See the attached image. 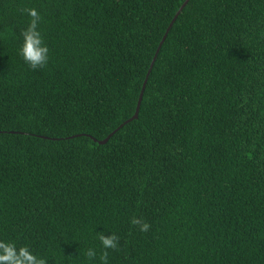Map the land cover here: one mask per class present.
Masks as SVG:
<instances>
[{
  "label": "trees",
  "instance_id": "obj_1",
  "mask_svg": "<svg viewBox=\"0 0 264 264\" xmlns=\"http://www.w3.org/2000/svg\"><path fill=\"white\" fill-rule=\"evenodd\" d=\"M184 2L0 0V240L47 264H100L98 233L109 264H264V0H189L130 120Z\"/></svg>",
  "mask_w": 264,
  "mask_h": 264
},
{
  "label": "clouds",
  "instance_id": "obj_2",
  "mask_svg": "<svg viewBox=\"0 0 264 264\" xmlns=\"http://www.w3.org/2000/svg\"><path fill=\"white\" fill-rule=\"evenodd\" d=\"M29 17L27 25L20 32L21 43L18 54L31 69L45 67L50 60V48L46 43L44 33L41 28L43 16L35 7L21 9ZM131 224L139 225L141 232H147L150 224L139 218L133 217ZM103 251L99 255L100 264H109L108 251L118 247L119 238L115 233L106 235L98 233ZM84 255L91 262L97 257L95 248H88ZM0 264H47L46 260L39 256L28 244L17 247L14 242L0 240Z\"/></svg>",
  "mask_w": 264,
  "mask_h": 264
},
{
  "label": "water",
  "instance_id": "obj_3",
  "mask_svg": "<svg viewBox=\"0 0 264 264\" xmlns=\"http://www.w3.org/2000/svg\"><path fill=\"white\" fill-rule=\"evenodd\" d=\"M188 2H189V0H185V2H184V3L182 4V6L179 8V10H178L177 13L175 14L174 18H173L172 21L170 22V24H169V26H168V28H167V31L165 32V34H164V36H163V38H162V40H161V42H160V44H159V46H158V48H157V51H156V53H155V56H154V58H153V60H152V62H151V66H150L149 71H148V73H147V77H146V79H145V81H144V83H143L142 90H141V92H140V96H139V99H138V102H137V107H136L135 114L132 116V118H131L130 120H133V119H135V118H137V117L139 116V111H140V108H141V103H142V100H143L144 91H145V88H146V85H147V82H148V78H149V76H150V73H151L152 68H153V66H154V63H155V61H156V59H157V56H158V54H159V51H160V49H161L163 43L165 42V40H166V38H167V36H168V34H169V32H170V30H171L173 24L175 23V21H176V19H177V17L179 16V14L181 13V11L184 9V7L186 6V4H187ZM130 120H129V121H130ZM124 124H125V123L121 124V125L118 127V129L121 128ZM118 129H116V130H115L114 132H112L109 136H107V138H105L104 140H101L100 142L103 143V142L108 141L109 138H110V137H111V136H112V135H113Z\"/></svg>",
  "mask_w": 264,
  "mask_h": 264
}]
</instances>
